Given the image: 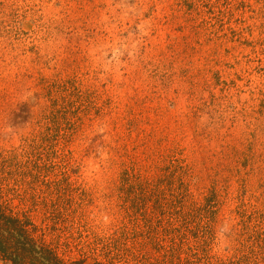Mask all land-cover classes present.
<instances>
[{"label":"rangeland","instance_id":"obj_1","mask_svg":"<svg viewBox=\"0 0 264 264\" xmlns=\"http://www.w3.org/2000/svg\"><path fill=\"white\" fill-rule=\"evenodd\" d=\"M39 145L78 189L65 258L103 260L86 243L132 226L121 180L149 166L187 206L213 199L185 220L149 203L154 226H178V264H203L204 238L214 263L264 264V0H0V151ZM139 226L128 244L165 264Z\"/></svg>","mask_w":264,"mask_h":264},{"label":"trees","instance_id":"obj_2","mask_svg":"<svg viewBox=\"0 0 264 264\" xmlns=\"http://www.w3.org/2000/svg\"><path fill=\"white\" fill-rule=\"evenodd\" d=\"M78 93L70 91L68 95L58 97V103L52 107L53 113L59 111L60 105H70L73 101L71 97ZM38 148H41L40 151ZM33 149L35 151H26V155H4L0 151V259L10 264H128V260L138 258V254L145 256L141 264H156L146 256L148 242L132 241L128 244L129 233L136 237L135 233L140 228L139 219L143 220L145 227L140 232L148 233L149 237L144 238H149L158 248L162 261L165 264H178L181 263V249L176 241L178 226L171 219L167 227L154 226L152 215L156 209L150 210L149 203L155 199L159 208L166 210L162 212L163 215L170 214V217H179L181 220L193 217V214L202 217V212L206 213L214 206L213 199L209 198H205L204 203L191 200L187 206L184 204L187 201L186 193L178 196V189L175 192L169 189L170 192L166 193L164 181L171 176L165 178L161 173H152L149 166L143 169L134 167L124 172L120 184L132 200L131 205L125 208L129 217L135 216L132 226H124L118 233L95 235L87 241L86 244L94 246L93 249L103 260L95 259L88 263L86 258H65L61 248H68L69 243L61 242L62 236L56 234L57 225L67 221L64 211L73 199L72 193L78 189L73 186L66 171L61 170L59 164L52 160L63 157L50 150L42 152L45 148L41 145ZM168 181L165 185L173 184L174 179L171 177ZM202 236L205 237V229ZM258 241L262 244L259 247L264 249V238L260 237ZM201 242L189 248L199 262L203 260V264H224L212 262L205 249V238ZM252 254L254 258L255 252ZM245 261L247 264H260L255 258H246Z\"/></svg>","mask_w":264,"mask_h":264}]
</instances>
